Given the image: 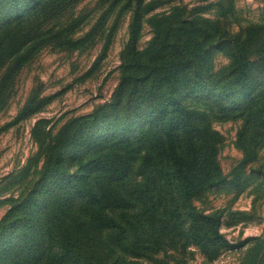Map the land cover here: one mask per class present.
Wrapping results in <instances>:
<instances>
[{"label":"trees","instance_id":"obj_1","mask_svg":"<svg viewBox=\"0 0 264 264\" xmlns=\"http://www.w3.org/2000/svg\"><path fill=\"white\" fill-rule=\"evenodd\" d=\"M142 18L136 6L112 99L85 115L84 128L75 126L61 145L74 147L70 163L49 158L40 188L2 218L0 264H152L155 254L178 245L212 258L229 244L220 216L192 198L218 184L237 187L242 175L227 179L217 160L218 133L184 98L205 96L221 118L240 119L235 143L245 155L264 145V27L222 40L201 33L194 18H177L156 30L145 59L137 46ZM207 47L225 50L229 65L218 72L196 67ZM137 160L140 180L132 184ZM75 162L79 180L70 169Z\"/></svg>","mask_w":264,"mask_h":264},{"label":"rangeland","instance_id":"obj_2","mask_svg":"<svg viewBox=\"0 0 264 264\" xmlns=\"http://www.w3.org/2000/svg\"><path fill=\"white\" fill-rule=\"evenodd\" d=\"M11 4L0 2V20L10 24L0 28V223L40 188L49 158L54 162L59 155L70 163L74 147L61 145L75 126L84 128L85 115L112 99L136 6L143 15L137 46L145 59L152 57L148 44L156 30L177 18H194L201 33L222 40L239 32L246 37L250 25L264 27V0H143L140 5L137 0H18L14 14ZM207 51L196 67L218 72L229 65L225 50ZM184 101L207 115L218 133L217 160L227 179L242 175L237 187L218 184L192 198L200 210L220 216V232L229 244L212 258L193 245H178L155 254L150 263L240 264L256 258L264 264V145L245 155L235 143L240 119L221 118L205 96ZM139 162L128 179L132 184L140 180ZM76 163L70 169L79 180L82 168ZM239 241L244 244L236 246Z\"/></svg>","mask_w":264,"mask_h":264}]
</instances>
